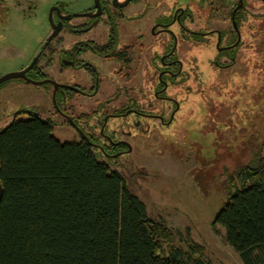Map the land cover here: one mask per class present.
Wrapping results in <instances>:
<instances>
[{
    "label": "rangeland",
    "instance_id": "rangeland-1",
    "mask_svg": "<svg viewBox=\"0 0 264 264\" xmlns=\"http://www.w3.org/2000/svg\"><path fill=\"white\" fill-rule=\"evenodd\" d=\"M151 1L153 5L165 4L164 0ZM199 1L193 0V7ZM221 1L226 2L227 13L232 0ZM90 3L91 0H1L0 76L29 66L39 54L51 34L50 12L57 4L78 12ZM245 8L250 14L246 26L254 25V29L245 28L246 42L237 49V66L225 72L212 71L205 63L206 50L194 48L189 54L199 59L205 82L193 83L191 89L181 92L178 98L183 109L170 128H159L152 135L145 133L132 155L118 160L124 164L120 169L128 186L145 202L147 214L164 220L184 237L189 232L206 247V259L213 264H243L227 245L225 229L215 225L214 219L228 201L231 177L242 188L245 176L238 178V170L248 165L254 151L264 147V20L259 15L264 13V4L247 0ZM217 23L213 26L228 27L227 22ZM42 64L43 59L39 65ZM53 76L58 78V74ZM80 76L85 82L89 78L86 71ZM84 85L89 89L90 81ZM108 100V95L99 92L92 97L74 94L70 103L77 115L92 113L101 104L112 106L114 103ZM24 110L56 121L53 136L60 142L79 141L72 126L56 117L52 89L19 78L2 84L0 130L16 120L28 119Z\"/></svg>",
    "mask_w": 264,
    "mask_h": 264
},
{
    "label": "trees",
    "instance_id": "trees-1",
    "mask_svg": "<svg viewBox=\"0 0 264 264\" xmlns=\"http://www.w3.org/2000/svg\"><path fill=\"white\" fill-rule=\"evenodd\" d=\"M245 5L237 23L250 30ZM27 113L0 130V264H213L189 232L147 214L123 163L60 142L52 120ZM237 176L244 186L231 177L214 224L243 264H264V147Z\"/></svg>",
    "mask_w": 264,
    "mask_h": 264
},
{
    "label": "flooded vegetation",
    "instance_id": "flooded-vegetation-1",
    "mask_svg": "<svg viewBox=\"0 0 264 264\" xmlns=\"http://www.w3.org/2000/svg\"><path fill=\"white\" fill-rule=\"evenodd\" d=\"M176 1L164 0L159 6L151 0H91L78 12L66 10L65 4L53 8L59 33L45 45L54 32L51 24L39 61L27 73L28 82H43L39 85L52 89L56 117L72 126L78 142L90 144L104 158L127 159L145 133L175 123L183 109L181 92L205 82L199 59L189 54L194 48L206 50L205 63L212 71L237 66V49L246 42L247 28L237 23V0L229 2L227 13L221 0H201L194 7L193 0ZM259 15L264 20V13ZM217 22H227L228 27L213 26ZM84 71L86 82L80 76ZM89 81L87 89L84 83ZM99 92L114 104L75 114L70 103L74 94L92 97Z\"/></svg>",
    "mask_w": 264,
    "mask_h": 264
},
{
    "label": "water",
    "instance_id": "water-1",
    "mask_svg": "<svg viewBox=\"0 0 264 264\" xmlns=\"http://www.w3.org/2000/svg\"><path fill=\"white\" fill-rule=\"evenodd\" d=\"M243 6V0H239V3L237 5V11L239 9H241ZM53 10H51L50 12V22L52 24V27L54 28V32L52 33V35L49 37V40L48 42L45 44L46 46L49 44V42L58 35L59 33V26H56L55 25V22L53 20ZM237 33H238V40H237V45L239 44L240 40H241V35H240V31H239V28H238V25H237ZM39 57L40 55H38L37 57H35V59L32 61V63L26 67L25 69H22V70H19V71H16V72H12V73H9V74H6V75H3V76H0V86L2 84H4L5 82L9 81V80H12V79H24V80H27V81H31V79H29L27 77V73L33 69V67L37 64V62L39 61ZM33 83L35 84H43V82H34ZM2 196H3V188L0 184V201L2 199Z\"/></svg>",
    "mask_w": 264,
    "mask_h": 264
}]
</instances>
